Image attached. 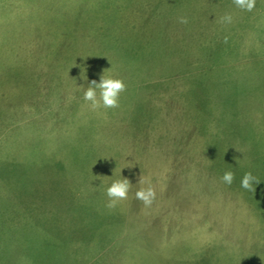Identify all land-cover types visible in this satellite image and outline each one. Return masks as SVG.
Here are the masks:
<instances>
[{
  "label": "rangeland",
  "instance_id": "rangeland-1",
  "mask_svg": "<svg viewBox=\"0 0 264 264\" xmlns=\"http://www.w3.org/2000/svg\"><path fill=\"white\" fill-rule=\"evenodd\" d=\"M67 1L35 2L68 12L67 88L55 78L67 72L53 60L57 74L38 80L44 90L26 79L22 89L5 90L0 105V194L22 210L11 229L0 211V264H178L174 246L183 254L179 247L192 241V264H264V0L251 11L234 0ZM225 14L231 23L221 22ZM29 36L21 34V64L26 57L25 65L47 66V43ZM100 76L125 84L114 108L93 109L83 99ZM46 81L54 85L52 105L42 99ZM60 97L62 120L52 129ZM127 112L138 130L116 126ZM14 138L33 160L14 163ZM34 144L49 154L38 156ZM131 163L149 168H121ZM226 171L230 185L220 179ZM29 172L49 187L35 193ZM245 173L259 181L253 190L240 186ZM124 179L127 198L108 207L105 189ZM148 188L154 198L145 206L136 192ZM207 215L228 223L243 246L206 244L214 234ZM11 232L15 250L4 255Z\"/></svg>",
  "mask_w": 264,
  "mask_h": 264
},
{
  "label": "crops",
  "instance_id": "crops-1",
  "mask_svg": "<svg viewBox=\"0 0 264 264\" xmlns=\"http://www.w3.org/2000/svg\"><path fill=\"white\" fill-rule=\"evenodd\" d=\"M36 1L37 0H34V2H32V0L31 1L30 0H0V105H3L4 102H6L8 99V98L6 99L5 97V90L13 89V88L22 89V83L26 79H27L26 82H29V81L31 82V79H32L33 83H36L39 80V78L42 77L41 74L43 73L44 75L48 73L50 74V76H47L46 80H48V78H51L52 74L56 73L54 68L57 66L56 64L53 63V60L55 61L60 60L62 65L61 64L59 65L64 68L62 73L67 72L66 74H62V75L59 74V77L57 76L55 77L60 80L61 88H67L66 87L67 85L66 76H68V66H69L67 62H68L69 55H70L69 53V49H70L69 35L70 34L68 33L70 21L68 17V12L66 15L65 14L58 15L54 13L51 9L50 10L46 9L42 11L40 8H38V5L36 6V3H35ZM22 2H26V4L22 5L21 4ZM65 5L68 6L67 0H65ZM24 8L25 10H23ZM31 8L34 9L32 12L30 11ZM9 10L11 11L9 12ZM6 17H7L8 23H5ZM32 17H33V20H32ZM37 19H39L38 31H37V27L34 26V21H36ZM29 21L33 22L32 27L29 24ZM41 30L44 32L43 33L44 35H42V33H39V31ZM23 31L25 32V36L30 34L28 41L32 40L31 36L36 37L37 34H39L42 40H44L45 43H47L48 48L44 50V51L48 50L47 53L49 54V57H50V60H48L47 66L25 65V63H29V61L26 62L28 60V58L26 59V57L23 59L25 62L24 65L21 64L22 62L21 58L23 57H22V52L20 51V49L22 45L21 34H23ZM55 39L59 41H61L62 39V43L60 42L61 44L58 47L54 45L53 43ZM55 55L56 57L54 59L53 57ZM44 82L45 81H38L36 84V89H41ZM56 85H57L56 87L59 88V84H56ZM45 88H46L45 94H47V96L42 97V99H44V104L52 105L51 102L49 103V100L51 101V99H53V97H50V95H54V92H53L54 85L52 84L50 85L46 81ZM42 90H44V87L42 88ZM35 94L39 95L40 93L35 92ZM54 99L56 100L58 98L56 97ZM34 103L35 105H37V103H41V102L39 101V102H34ZM54 103L57 104V101H55ZM63 103L65 102L63 101L62 97H60V102L56 105L55 108L53 107L52 109L55 113L53 114L51 118L53 121L52 123L53 125L51 126L52 129L56 128V123H55L56 121L62 120V115L58 114V110H62ZM74 115H79V114H74ZM74 115L69 114V115H66V117L73 118L75 117ZM130 115L132 114H130L129 112L118 114V118L113 119L117 121L116 126L126 131L128 129H131V125H132L138 130L139 127L132 124V119L127 118V117H130ZM58 116H59V119H58ZM78 118H76L75 121H77ZM123 118H127V119L124 120ZM21 129L23 128H20V129L18 128L17 130L22 131ZM29 130L31 131V129ZM16 136H18L17 132H16ZM14 141L16 142V145H15V148H12V149H13L14 156L17 157L14 159V163L24 164L27 158H30V157H31V160H33L34 156H32V154L30 153V147H27V145L26 146L23 145L22 142L18 138H14ZM58 141L62 143L63 139L58 136ZM36 143L38 147L40 148L42 147V144L40 141H36ZM37 146L36 144H34L32 146V150L35 153H38L37 154L38 156L49 154L48 153L49 151L46 145H44V148L42 149H39ZM2 147H3V143L0 138V150H2L1 149ZM29 153H30V156L28 155ZM4 154H6V152ZM36 160L37 159H35V161ZM121 168L148 169L149 166H136L131 163L130 166H128V164H125V166H121ZM29 174H30V180L27 182V184L29 186H32V189L35 188V193L37 191L38 193H41L42 190H46L47 187H49V185H47L46 183H43V181L41 180L38 181L37 176H35V178L34 176H31V172H29ZM254 178L257 179L256 177ZM36 184L38 187H36ZM22 192L24 193L23 190ZM46 192L47 191H44V194ZM35 193H34V196H36ZM0 211H1V216L5 218L4 223H6L7 229L9 226H10V229L13 226L14 222L12 220V217L17 218L20 214H22L21 213L22 210L21 209L19 210L17 208V202L15 201V199L10 195L7 196L5 193L0 194ZM8 215L10 216L9 219H8ZM218 219L219 220H217L213 216H209V215L206 216L207 224L205 226L207 227L208 230L210 229L211 232L214 233L209 239H207L206 244L211 243L210 240H213L212 242L214 243L215 240L220 238V242H218L219 244L216 243L215 247H221V248L227 247L228 249H231L233 247L238 248V247L243 246V243L239 241V238L242 239L241 236L238 235L237 237L234 233L231 232L232 227L228 223L224 224L221 218L218 217ZM11 238H12V232L11 234L6 233L4 255H7V253H10V251L14 252L15 250V248L11 244V240H12ZM8 239H11V240H8ZM196 246H197L196 241H192L187 247L185 246L179 247L181 248V250L187 249V251H183V254L181 252L180 253L177 252L176 247L174 246L175 249L173 250V253H172L173 259H175L178 262V264H184V263L192 264L196 258V253H197ZM215 247H213L212 250L215 249ZM146 253H148V251H145V254ZM140 256H143L146 259H148L146 255L141 254Z\"/></svg>",
  "mask_w": 264,
  "mask_h": 264
},
{
  "label": "clouds",
  "instance_id": "clouds-1",
  "mask_svg": "<svg viewBox=\"0 0 264 264\" xmlns=\"http://www.w3.org/2000/svg\"><path fill=\"white\" fill-rule=\"evenodd\" d=\"M237 7L251 11L254 6V0H234ZM232 17L225 14L221 18V22L228 24L231 23ZM186 20L181 18V23ZM85 77V73H84ZM89 87L83 91V99L89 102L90 107L95 109L103 106L104 108H114L118 104V97L121 92L125 90V84L119 78L100 76L98 82L96 80L89 81ZM97 92H99V100L97 99ZM221 181L230 185L233 181V173L226 171L220 177ZM259 181L256 180L250 173H245L241 179L240 186L245 190H253L254 185ZM129 190V182L124 180H114L105 189V194L109 198L108 207H114L118 200L127 198ZM137 199L141 200L145 206L151 204L154 198V193L151 188L140 190L136 192Z\"/></svg>",
  "mask_w": 264,
  "mask_h": 264
}]
</instances>
